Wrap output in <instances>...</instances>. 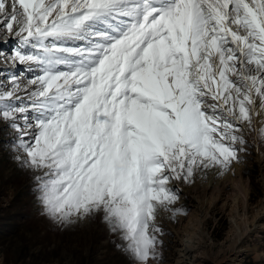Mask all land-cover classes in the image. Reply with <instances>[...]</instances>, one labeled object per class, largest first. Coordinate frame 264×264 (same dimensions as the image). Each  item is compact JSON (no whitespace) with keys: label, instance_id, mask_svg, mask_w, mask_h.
<instances>
[{"label":"snow or ice","instance_id":"snow-or-ice-1","mask_svg":"<svg viewBox=\"0 0 264 264\" xmlns=\"http://www.w3.org/2000/svg\"><path fill=\"white\" fill-rule=\"evenodd\" d=\"M0 33V122L43 214L100 215L155 264L173 182L227 173L264 115V0H0Z\"/></svg>","mask_w":264,"mask_h":264},{"label":"rangeland","instance_id":"rangeland-1","mask_svg":"<svg viewBox=\"0 0 264 264\" xmlns=\"http://www.w3.org/2000/svg\"><path fill=\"white\" fill-rule=\"evenodd\" d=\"M10 75H0V90L7 84L2 76ZM261 116L258 126L254 116V130L245 129L247 150L227 173L211 169L194 182H173L179 199L171 208L180 214L160 210L157 224L163 235L158 236L161 248L155 264H233L241 242L234 264H264ZM15 138V131L0 122V264H133L125 243L102 216L61 226L43 214L33 174L16 159L21 153L13 147ZM257 220L261 226L255 230ZM185 237L190 246L186 251Z\"/></svg>","mask_w":264,"mask_h":264},{"label":"bare ground","instance_id":"bare-ground-1","mask_svg":"<svg viewBox=\"0 0 264 264\" xmlns=\"http://www.w3.org/2000/svg\"><path fill=\"white\" fill-rule=\"evenodd\" d=\"M255 119H256V123H257V126H258V124H259V122L261 123L262 122V116L261 115H256L255 116ZM260 126V125H259ZM257 128V127H256ZM238 186V185H237ZM238 190H239V188H238ZM258 219H259V217H258ZM263 218H261V220H262ZM261 220L260 221H256V223H258L257 225H256V227H255V230L257 229V228H259L260 226H261ZM240 221H241V219H240ZM242 222H244V220L242 221ZM264 222V221H263ZM263 224V223H262ZM244 227V232H246L247 231V227L244 225L243 226ZM248 232V231H247ZM240 233V232H239ZM242 234V233H241ZM241 234H239L240 236H241ZM187 237V236H186ZM185 237V239H184V242H186V247H185V250L184 251H186L190 246L188 245V243H187V238ZM189 239H190V237H189ZM191 240V239H190ZM190 243V242H189ZM240 248L238 249V251L236 252V255H235V257H233L232 259H231V261L233 262V264L236 262V261H238L237 259H238V257H240V254H241V249H242V242L240 243ZM237 254H238V256H237Z\"/></svg>","mask_w":264,"mask_h":264}]
</instances>
